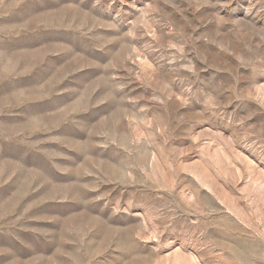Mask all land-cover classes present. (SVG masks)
<instances>
[{
	"label": "rangeland",
	"instance_id": "obj_1",
	"mask_svg": "<svg viewBox=\"0 0 264 264\" xmlns=\"http://www.w3.org/2000/svg\"><path fill=\"white\" fill-rule=\"evenodd\" d=\"M0 264H264V0H0Z\"/></svg>",
	"mask_w": 264,
	"mask_h": 264
}]
</instances>
